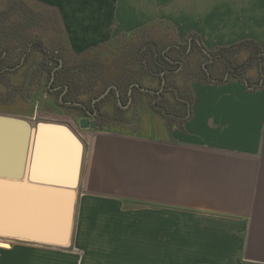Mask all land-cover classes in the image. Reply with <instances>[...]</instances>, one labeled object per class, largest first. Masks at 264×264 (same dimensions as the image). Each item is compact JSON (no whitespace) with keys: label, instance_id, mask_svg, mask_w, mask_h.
I'll return each instance as SVG.
<instances>
[{"label":"crops","instance_id":"crops-1","mask_svg":"<svg viewBox=\"0 0 264 264\" xmlns=\"http://www.w3.org/2000/svg\"><path fill=\"white\" fill-rule=\"evenodd\" d=\"M32 1L57 11L77 54L134 34L141 38L136 33L152 25L171 27L181 42L196 36L208 51L245 41L264 50V0ZM137 87L147 95L160 93ZM190 90L186 114L179 105L185 100L169 98L170 109L163 110L155 98L157 120L149 129L105 132L92 142L84 169L90 208L84 216L108 235L102 243L106 264H154L143 261L146 252L150 258L168 256L155 250L172 249L176 232L189 236L190 248L212 250L206 259L214 264H264V86L251 91L243 81H194ZM18 113L0 109L26 118ZM0 131L6 133L1 162L15 169L23 130L0 123ZM9 218L10 226L23 225L17 216ZM178 222L182 229H176ZM110 234L118 236L109 240ZM122 234L135 235L134 244L127 245ZM157 235L166 238L165 245L157 246ZM0 238L7 243L0 246V264H81L69 250L73 240L56 247ZM128 251L134 252L132 262Z\"/></svg>","mask_w":264,"mask_h":264},{"label":"rangeland","instance_id":"rangeland-1","mask_svg":"<svg viewBox=\"0 0 264 264\" xmlns=\"http://www.w3.org/2000/svg\"><path fill=\"white\" fill-rule=\"evenodd\" d=\"M17 0H0V57L3 61L0 65V109L7 111L19 112V115L34 121L36 117L38 121L53 122L59 124H65L70 127L78 137L83 141L86 148V154L84 157L82 181L78 188V203L75 219V227L73 234V244L69 250L75 251L79 255V261L81 264H106L103 258L102 243L108 241V235L103 233L101 223L97 222V226H90V219L84 216V211L89 209L87 203V181H84V169L86 161L89 156V152L92 148V142L102 133L105 132H117V133H141L144 129H149V123L153 120L156 121L155 111L151 107V102L156 98L152 95H147L141 92L137 86L141 87H153V89H161L160 78L151 77L144 74L143 66L138 61L139 49L147 51L148 57H151L152 50L151 44L158 43L159 48L169 49V53L172 56L183 61L182 66L179 68L177 63L172 67L174 72L169 73V83H172L174 90L177 88L184 89L190 88V84L194 81H200L208 83L211 81L208 77V71L203 72L201 69L208 64L205 53H200V49L197 50L194 47V42L186 40L181 42L177 40L171 27L164 25H152V27H146L145 32H139L141 38L136 36L124 37L111 45H107L101 48L99 51H90L88 57H86L85 65L78 64L82 61L79 58V54H76L70 47V44H64L65 38L62 32L63 27L59 21V15L56 10L49 8L41 3L25 0L22 5L23 14L19 9H15V13L7 17L4 10L11 8ZM11 10V9H10ZM4 15V16H3ZM6 15V16H5ZM33 17V18H32ZM20 24L21 27L16 32L18 36H9L1 31V26L8 27V23ZM143 30V29H142ZM141 31V30H140ZM66 36V35H65ZM25 40L42 41V47L50 44H56L61 47L63 55L67 62L70 63L74 69L88 68V71L84 74L87 78H96L92 81V88L89 84H86L88 80L79 81L80 88L78 92L68 95V100L74 101L73 105L64 104V95L67 90V83L63 81L55 84L49 80V75H44L41 68L42 53H38V50L32 54L28 64L25 63V54L30 53V48L24 44ZM67 40V39H66ZM68 41V40H67ZM189 43L191 48L189 49ZM40 45V43H39ZM66 46V48H65ZM68 46V47H67ZM6 47L7 51L3 49ZM177 47L184 49V54L179 53ZM206 51L207 48L203 45ZM211 48V47H210ZM28 49V50H27ZM212 49V48H211ZM195 50V51H194ZM249 49H245L234 55H230V60L236 64L241 63L247 67V75L252 79L264 78V66L257 67V63L248 62ZM215 51V49L213 50ZM8 54H7V53ZM58 55V56H59ZM121 55V59L118 57ZM128 55L131 57L128 59ZM59 56V57H60ZM143 55H140L142 59ZM143 60H147L145 57ZM127 61H129V67L125 68ZM133 62V63H132ZM148 62V60H147ZM16 64V66H13ZM51 63V62H50ZM55 63H51V66ZM179 64V62H178ZM122 65V66H121ZM211 65L215 66L211 63ZM217 66L213 67L214 73H218L219 77H224L220 70H223V63H216ZM13 66V69L10 67ZM117 69L112 71V68ZM119 67V68H118ZM221 70V71H222ZM73 71V70H72ZM202 71V72H201ZM76 72V71H75ZM168 73V72H167ZM217 74V75H218ZM161 75V74H160ZM163 75V73H162ZM132 77V79H131ZM131 79V80H130ZM264 80V79H263ZM120 84L122 91L120 92L118 85ZM132 86L136 87V101L132 107L126 106L130 96L128 95ZM107 96L97 101L101 108L100 120L101 124L99 129H82L79 125V120L84 116L85 112L80 109V105H88L91 107L93 102L103 95L107 90ZM166 94V97L172 98L173 96ZM185 94V91L183 90ZM99 94V95H98ZM121 103H118V96ZM189 93H186V96ZM98 95V96H96ZM109 96V98H107ZM149 99L150 100L149 103ZM146 103V106H143ZM153 109V111L151 110ZM170 108V107H169ZM152 111V112H151ZM159 111V110H158ZM153 113V115L151 114ZM155 119H154V118ZM97 221L100 218L96 219ZM177 221V219H176ZM180 222L176 223V229H182ZM178 226V227H177ZM114 234L109 235L111 240ZM121 237L128 245L134 244L135 235L122 234ZM188 235L176 232L174 235L173 248L157 249L155 252H160L168 256H159V258H150L149 252L147 256H144L143 261L154 264H214V259H206L213 251L206 249H192L190 248V238ZM1 240H5L0 238ZM157 246L161 247V243L166 241L160 235H157ZM154 242V241H153ZM156 244V242H154ZM7 243L0 241V246H4ZM165 245V243H162ZM139 253V251H138ZM145 254V251L143 252ZM129 261H134L133 251L129 252ZM223 264H226L223 263Z\"/></svg>","mask_w":264,"mask_h":264},{"label":"water","instance_id":"water-1","mask_svg":"<svg viewBox=\"0 0 264 264\" xmlns=\"http://www.w3.org/2000/svg\"><path fill=\"white\" fill-rule=\"evenodd\" d=\"M0 123L18 125L23 130L19 167L3 165L0 143V236L69 246L74 234L85 144L65 124L7 114H0ZM79 124L82 129L98 128L97 121L88 118ZM5 134L0 131V138ZM25 185L31 187L25 190ZM11 214L23 225L10 226Z\"/></svg>","mask_w":264,"mask_h":264},{"label":"trees","instance_id":"trees-1","mask_svg":"<svg viewBox=\"0 0 264 264\" xmlns=\"http://www.w3.org/2000/svg\"><path fill=\"white\" fill-rule=\"evenodd\" d=\"M25 2H26L25 0H17L15 3H13L14 5L11 8L4 10L3 14H6L7 17L10 18V15L15 13V11H16L15 9H19L20 13L23 14L22 5H24ZM0 16H1V14H0ZM59 21H60V18H59ZM19 27H21V25L16 24L15 22L14 23H8V27L1 26V28H2L1 31L6 33L9 36V38H12L13 36H15V37L18 36L17 33H14V32H16L17 29H19ZM145 30L146 29H143L139 32L143 33V32H145ZM62 32L64 33V38H65L64 44L66 45L69 43V41L66 40L67 35H66L64 28H63ZM139 32H137L136 34L141 35ZM196 38H197L196 36L192 37V41L194 42V47H196L197 50L200 49V51H201L200 53L203 54V52H204L205 55L204 54L203 55L206 56V59L208 60V64H206L204 66V68L201 69L203 72L205 71V69L209 70L208 71V77H210L211 81H208V83H206V84H224V83L232 82V81H243L246 84V87L251 91H257L264 86V80H263L264 78H261V80L258 81L257 79H252L251 77H249V75H247V67L246 66H248L247 65L248 63L246 64V66H243V64H241V63L236 64L230 60L231 54L234 55V54L241 52L245 49L251 48V50H249V54H248V59H249L248 62H252V63L256 62L257 67L259 66V69H261L260 67L264 66V50L256 42L245 41V42H240V43L230 45L227 47H219V48L215 49V51H206L203 46H200L196 42ZM39 43H40V45H39ZM24 44L27 45L31 51L30 53L29 52L26 53L25 54L26 58L23 59V60H25L26 65L28 64L29 59L31 58V56L35 52V50H38L39 51L38 53H42V55H43L42 62H41L42 63L41 68L44 72V75L45 74L47 76L49 75V80L53 81L55 84H57V82H59V81H63V83H67V91L69 92V94L78 92V89L80 88V86L78 84L79 81L88 80L86 84H89V87L92 86V81L95 80L96 75L94 74L92 78L91 77L87 78L86 76H84V74L86 73V71H88V68L85 70L84 68H80V67L77 69H74L73 67H71L70 63L67 62V60L64 58V56L59 55V54H61L62 49H61V47H59V45H57V43L56 44H50L49 47L44 46V48L42 47V44H43L42 41L37 42L36 40H29V41L25 40ZM151 45H152L151 46L152 55H150L151 57H148V55H147V51L150 50L149 48L147 51H142V49L140 48L138 51L139 56L137 55V57H138L137 60L141 61L140 63L143 66L144 74L152 76V77L154 76V77L160 78L159 79L160 81H162L164 74L168 72V74L165 75V78H166L167 82L169 83V81H170L169 80V78H170L169 73L174 72L172 70V67L177 63V66L180 68L183 64V61L180 62L179 59L172 56L171 53H169L168 51H165L166 49H162V48L160 49L158 43H156V44L152 43ZM103 47H105V46H100V47L94 49L93 51L97 52ZM65 48H66V46H65ZM3 49H4L3 52H5V50L7 51L6 47H3ZM175 50H177V49H175ZM163 51H165V53ZM88 53L89 52H84V53L79 54L78 57L82 58V61L80 60L78 64L85 65L86 57H88ZM180 53L184 54L183 48L180 49ZM140 55H143V56H141L142 59H144V57H145L148 60V62H147V60L146 61L143 60V62H142ZM1 56L3 57L4 54H1ZM118 57L121 59V55H119ZM127 57L129 59L131 56L128 55ZM0 60H1V58H0ZM2 62L3 61H0V65ZM50 62L55 63V64L51 66ZM178 62H179V64H178ZM218 62L223 63V70L221 69L222 71L220 70V72H222L223 74L225 73L224 77H219V74L216 72L214 73V71H213V67L217 66L216 63H218ZM211 63L214 64L215 66L211 65ZM129 64H130L129 61H127L125 68L126 67L128 68ZM12 65L16 66V64L14 65V63ZM13 66L10 68L13 69ZM115 69H117V68L113 67L112 71ZM83 72H84V74H83ZM162 73H163V75H162ZM53 76H55V77H53ZM131 79H132V77H131ZM118 87H119V90L121 92L122 88H121L120 84L118 85ZM172 87H174L173 84L169 83V86L163 88L164 90H162V91L158 90L160 92L158 95H154L156 98L161 99L158 102L160 108H162L163 110H169L170 109L169 108L170 107L169 99L166 97V94L168 92H170L169 94L173 96L172 98H174V99L180 98L182 100H185L184 103L181 102L179 105H180V109L182 110V112L184 114H186L185 113L186 101H188L189 99H192V93H191L190 88H184V89H180V88L177 89L176 88L174 90ZM183 90L185 91V94L183 93ZM187 92L189 93L188 94L189 96H186ZM98 95H96V96H98ZM120 97H121V99H123L121 94H120ZM107 98H109V96Z\"/></svg>","mask_w":264,"mask_h":264},{"label":"flooded vegetation","instance_id":"flooded-vegetation-1","mask_svg":"<svg viewBox=\"0 0 264 264\" xmlns=\"http://www.w3.org/2000/svg\"><path fill=\"white\" fill-rule=\"evenodd\" d=\"M166 74H168V73L164 74V77H163V79L161 81L162 82L161 86L163 88L169 86V83L167 82V80L165 78ZM135 89H136V87L132 86L131 87V94L128 93V95L132 99V102L130 104H129V101L127 102V104H126V106L128 107L127 109H129V107H132L134 105V102L136 100V93H135L136 90ZM68 93L69 92L66 90V94L64 95V104L65 105H68V104L73 105V104H75L74 101L68 100ZM79 107H80V109H82L85 112L84 116L80 120H82L84 118H88V119H90V121H93V120L97 121V123H98V128L97 129H99L100 124H101L100 114H101L102 111H101V108L99 107V104L97 103V101H94L93 105L91 107H89L88 105H85V106L80 105ZM80 120H79V123H80Z\"/></svg>","mask_w":264,"mask_h":264}]
</instances>
